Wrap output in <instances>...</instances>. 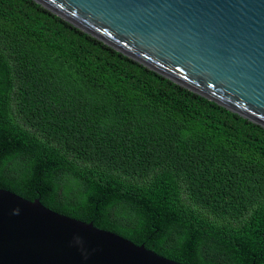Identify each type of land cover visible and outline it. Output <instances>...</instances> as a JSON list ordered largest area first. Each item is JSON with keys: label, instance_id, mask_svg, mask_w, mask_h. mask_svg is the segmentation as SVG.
Returning a JSON list of instances; mask_svg holds the SVG:
<instances>
[{"label": "trees", "instance_id": "1", "mask_svg": "<svg viewBox=\"0 0 264 264\" xmlns=\"http://www.w3.org/2000/svg\"><path fill=\"white\" fill-rule=\"evenodd\" d=\"M0 188L183 264H264V126L36 0H0Z\"/></svg>", "mask_w": 264, "mask_h": 264}, {"label": "water", "instance_id": "2", "mask_svg": "<svg viewBox=\"0 0 264 264\" xmlns=\"http://www.w3.org/2000/svg\"><path fill=\"white\" fill-rule=\"evenodd\" d=\"M264 126V0H36ZM0 264H183L0 188Z\"/></svg>", "mask_w": 264, "mask_h": 264}]
</instances>
